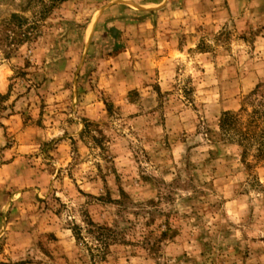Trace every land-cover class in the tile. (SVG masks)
Segmentation results:
<instances>
[{
	"label": "rangeland",
	"instance_id": "obj_1",
	"mask_svg": "<svg viewBox=\"0 0 264 264\" xmlns=\"http://www.w3.org/2000/svg\"><path fill=\"white\" fill-rule=\"evenodd\" d=\"M263 96L264 0H0V264H264Z\"/></svg>",
	"mask_w": 264,
	"mask_h": 264
},
{
	"label": "trees",
	"instance_id": "obj_2",
	"mask_svg": "<svg viewBox=\"0 0 264 264\" xmlns=\"http://www.w3.org/2000/svg\"><path fill=\"white\" fill-rule=\"evenodd\" d=\"M60 2H64L66 0H59ZM13 18H16V15L12 16ZM258 88V87H257ZM264 99V96H263ZM219 129L221 132L228 134L230 130H233L235 132L236 136L240 138V141H245L248 138H246L245 134L242 133L239 129V119L237 115L231 114V113H224L221 119L219 120ZM91 224V223H90ZM99 233L100 232H107L110 231L103 227H97ZM102 233L99 234V237L97 238L100 240V236Z\"/></svg>",
	"mask_w": 264,
	"mask_h": 264
},
{
	"label": "crops",
	"instance_id": "obj_3",
	"mask_svg": "<svg viewBox=\"0 0 264 264\" xmlns=\"http://www.w3.org/2000/svg\"><path fill=\"white\" fill-rule=\"evenodd\" d=\"M94 30H96V29H94ZM95 33V32H94ZM98 34H101V32H97ZM121 54H123V53H121ZM121 54H118L119 56L121 55ZM127 54H129V52L128 53H125V55H127ZM118 57V56H117ZM151 58V57H150ZM13 164H14V162H12V163H10L9 165H7V166H3V168H1L0 169V177L3 175L2 173H4V169H12V167H13Z\"/></svg>",
	"mask_w": 264,
	"mask_h": 264
}]
</instances>
